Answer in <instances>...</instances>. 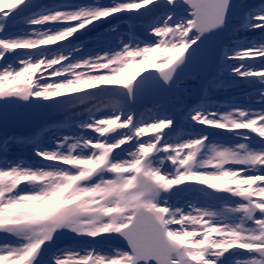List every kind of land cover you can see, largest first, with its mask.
<instances>
[{
    "label": "snow or ice",
    "instance_id": "1",
    "mask_svg": "<svg viewBox=\"0 0 264 264\" xmlns=\"http://www.w3.org/2000/svg\"><path fill=\"white\" fill-rule=\"evenodd\" d=\"M0 264H264V0H0Z\"/></svg>",
    "mask_w": 264,
    "mask_h": 264
},
{
    "label": "rangeland",
    "instance_id": "2",
    "mask_svg": "<svg viewBox=\"0 0 264 264\" xmlns=\"http://www.w3.org/2000/svg\"><path fill=\"white\" fill-rule=\"evenodd\" d=\"M154 55H155V54H153V58H154Z\"/></svg>",
    "mask_w": 264,
    "mask_h": 264
}]
</instances>
